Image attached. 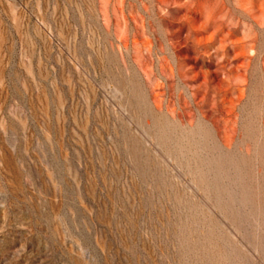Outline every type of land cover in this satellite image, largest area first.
<instances>
[{
    "label": "rangeland",
    "instance_id": "obj_1",
    "mask_svg": "<svg viewBox=\"0 0 264 264\" xmlns=\"http://www.w3.org/2000/svg\"><path fill=\"white\" fill-rule=\"evenodd\" d=\"M0 264H264V0H0Z\"/></svg>",
    "mask_w": 264,
    "mask_h": 264
}]
</instances>
